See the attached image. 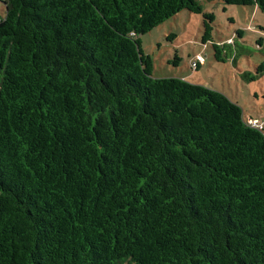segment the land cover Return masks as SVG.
Listing matches in <instances>:
<instances>
[{"label": "trees", "instance_id": "obj_1", "mask_svg": "<svg viewBox=\"0 0 264 264\" xmlns=\"http://www.w3.org/2000/svg\"><path fill=\"white\" fill-rule=\"evenodd\" d=\"M0 2V264H264V129L142 48L200 0Z\"/></svg>", "mask_w": 264, "mask_h": 264}, {"label": "rangeland", "instance_id": "obj_2", "mask_svg": "<svg viewBox=\"0 0 264 264\" xmlns=\"http://www.w3.org/2000/svg\"><path fill=\"white\" fill-rule=\"evenodd\" d=\"M200 1L215 15L212 42H203V15L187 10L141 36L144 53L153 59V78H179L218 90L245 117L264 119V12L222 0ZM213 44L221 47V62Z\"/></svg>", "mask_w": 264, "mask_h": 264}, {"label": "built area", "instance_id": "obj_3", "mask_svg": "<svg viewBox=\"0 0 264 264\" xmlns=\"http://www.w3.org/2000/svg\"><path fill=\"white\" fill-rule=\"evenodd\" d=\"M245 121L251 128L259 130L264 129V119L246 117Z\"/></svg>", "mask_w": 264, "mask_h": 264}]
</instances>
